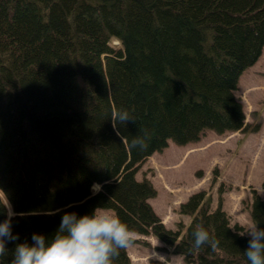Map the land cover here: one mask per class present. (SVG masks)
<instances>
[{
  "label": "trees",
  "instance_id": "1",
  "mask_svg": "<svg viewBox=\"0 0 264 264\" xmlns=\"http://www.w3.org/2000/svg\"><path fill=\"white\" fill-rule=\"evenodd\" d=\"M263 51L264 0H0V196L19 239L53 234L65 211L103 206L186 264H248L249 237L221 195L211 208L205 188L193 192L179 209L190 222L171 228L137 172L170 140L258 130L236 90ZM120 108L131 118L114 127ZM95 180L107 182L92 194ZM250 192L252 221L264 222V196ZM198 226L214 247H192ZM113 264H133L127 247Z\"/></svg>",
  "mask_w": 264,
  "mask_h": 264
},
{
  "label": "rangeland",
  "instance_id": "2",
  "mask_svg": "<svg viewBox=\"0 0 264 264\" xmlns=\"http://www.w3.org/2000/svg\"><path fill=\"white\" fill-rule=\"evenodd\" d=\"M112 43L119 45L117 39ZM236 93L247 122L259 124L258 131L218 134L208 129L198 141L180 145L170 140L163 151H155L141 163L137 177L146 175L154 183L158 193L149 201L166 226L176 229L182 223L186 227L190 216L180 213V204L202 188L211 196V208L216 207L221 195L232 225L244 226L252 221L251 188L264 196V51L244 71ZM133 239L127 246L133 264H186L182 255L174 253L170 246L165 249L166 244L153 234L135 232Z\"/></svg>",
  "mask_w": 264,
  "mask_h": 264
},
{
  "label": "clouds",
  "instance_id": "3",
  "mask_svg": "<svg viewBox=\"0 0 264 264\" xmlns=\"http://www.w3.org/2000/svg\"><path fill=\"white\" fill-rule=\"evenodd\" d=\"M131 118V111L120 108L113 115L116 122ZM119 134V129H117ZM137 141H132L135 145ZM147 143L142 144V149ZM107 181L95 180L91 185L92 194L103 189ZM0 264H113V258L121 249L128 246L135 232L118 214L98 206L90 212L79 213L76 210L63 212L60 223L51 235L41 231L32 232L30 238L19 239L13 230L16 210L9 200L0 196ZM241 235L249 239L244 255L248 264H264V222L249 221L242 226ZM192 247L200 248L205 243L213 247L216 241L209 230L198 226L192 230ZM9 241H15L8 259Z\"/></svg>",
  "mask_w": 264,
  "mask_h": 264
}]
</instances>
